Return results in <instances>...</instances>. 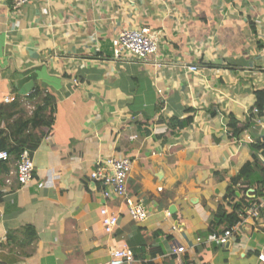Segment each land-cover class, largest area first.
I'll use <instances>...</instances> for the list:
<instances>
[{
  "label": "crops",
  "instance_id": "crops-1",
  "mask_svg": "<svg viewBox=\"0 0 264 264\" xmlns=\"http://www.w3.org/2000/svg\"><path fill=\"white\" fill-rule=\"evenodd\" d=\"M139 26L157 38L156 54L114 58L112 40ZM30 81L39 94L29 97L20 90ZM258 90L264 0H30L18 10L0 0V151L9 155L0 160V264H109L123 248L133 252L123 264H182L185 254L196 264H261ZM45 94L51 116L39 109ZM23 149L33 173L19 185ZM110 157L130 159L125 195L143 200L146 220L90 179ZM104 204L119 215L112 233ZM233 213L236 221L222 218ZM226 229L224 245L204 241Z\"/></svg>",
  "mask_w": 264,
  "mask_h": 264
},
{
  "label": "built area",
  "instance_id": "built-area-1",
  "mask_svg": "<svg viewBox=\"0 0 264 264\" xmlns=\"http://www.w3.org/2000/svg\"><path fill=\"white\" fill-rule=\"evenodd\" d=\"M30 0H9L10 6L14 10H18L27 4ZM114 58H124L126 55L137 60H146L150 55L157 52L158 44L155 35L151 34L147 26L129 27L120 31L112 40ZM188 68L196 72V65L188 66ZM32 90L27 92L28 95ZM5 102L10 101V96L4 98ZM258 112L257 107L251 111L253 114ZM9 158L7 152L0 151V160L5 161ZM131 161L127 157H110L105 160H96L89 176L90 179L99 184V189L104 199L112 196L124 198L127 215L136 222L146 220L148 210L142 199H133L125 195V183L130 168ZM33 161L28 149H23L19 154V160L16 168V180L19 185H25L32 178ZM101 223L106 233H112L119 223V215L108 209L107 205H102L99 209ZM232 229H226L222 233L212 232L207 235L206 240L216 245H224L228 237L231 235ZM198 241L203 240L201 237ZM173 253L184 252L181 245L172 244ZM133 252L129 248L114 249L111 252L109 264H123L132 261ZM257 259L264 264V248L257 253Z\"/></svg>",
  "mask_w": 264,
  "mask_h": 264
},
{
  "label": "trees",
  "instance_id": "trees-1",
  "mask_svg": "<svg viewBox=\"0 0 264 264\" xmlns=\"http://www.w3.org/2000/svg\"><path fill=\"white\" fill-rule=\"evenodd\" d=\"M37 94H39V91L33 90L32 92H30L28 94V96L30 97L32 95H37ZM255 95H256L255 107H257L258 111L260 112L262 110L263 106H264V91H262V90L255 91ZM54 106H55V104H54L53 98L50 97L49 95H46L45 94L43 96V98H42V101L40 103L39 109L45 110L51 116L54 113ZM229 124L231 125V127L233 129L232 132L234 134H237L238 131H240L238 129V127H237L236 122L230 121ZM4 139L7 140V137L4 136ZM10 150H13V147H8L7 148V151H10ZM252 168H253V162L247 163L245 165V167H244L243 173H245L248 170H251ZM233 181L236 182V183L237 182H241V183L243 182V181L239 180L238 178L237 179H233ZM229 197H230V195H229ZM240 207H241V204L238 203V204H235L234 209H239ZM222 218L231 219V220L236 221L237 218H238V216H237L236 213H235V215L233 213V214H230L228 216H222ZM221 222H222V219L221 218L220 219H216L214 225H217L218 226ZM212 224L213 223H211L210 229H212ZM26 228L33 230L32 227H30V226H27ZM182 264H196V263L193 261L192 258H190L188 255L185 254L184 257H183Z\"/></svg>",
  "mask_w": 264,
  "mask_h": 264
},
{
  "label": "water",
  "instance_id": "water-1",
  "mask_svg": "<svg viewBox=\"0 0 264 264\" xmlns=\"http://www.w3.org/2000/svg\"><path fill=\"white\" fill-rule=\"evenodd\" d=\"M32 85H33V81H30V82H29V85H26L24 88H22V89L20 90V93H21V94H26L27 92L30 91V88H31Z\"/></svg>",
  "mask_w": 264,
  "mask_h": 264
}]
</instances>
